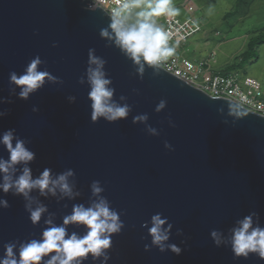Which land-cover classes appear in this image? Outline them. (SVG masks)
<instances>
[{
    "label": "water",
    "instance_id": "1",
    "mask_svg": "<svg viewBox=\"0 0 264 264\" xmlns=\"http://www.w3.org/2000/svg\"><path fill=\"white\" fill-rule=\"evenodd\" d=\"M93 4L0 0V136L13 130L35 154L27 165L15 166L13 178L24 167L33 179L45 169L53 179L73 172L67 180L71 196L59 188L55 195L33 189L27 199L0 190V200L8 203L0 206V258L6 243L16 244L18 256L21 243L40 240L50 226L46 220L61 226L74 206L88 208L105 199L122 228L111 235L107 260L89 254L82 264H264L255 253L236 257L231 246L232 230L245 217L251 216L253 227L264 228V115L213 97L160 64H144L139 71L140 65L114 40L100 35L103 29L111 33L112 18ZM90 49L105 61L112 101L129 106L125 118L92 119L87 70L95 65L89 64ZM37 56L42 61L38 71L55 79L46 78L40 89L21 99L9 75H22ZM161 101L165 106L157 111ZM140 115L148 119L134 123ZM8 158L0 144V159ZM94 182L102 189L98 194ZM29 204L47 209L36 224ZM156 214L167 218L163 227L170 224L171 229L165 244L178 246L179 254L152 244L149 228ZM65 227L68 235L87 232L82 224ZM214 230L221 234L219 246L211 236Z\"/></svg>",
    "mask_w": 264,
    "mask_h": 264
},
{
    "label": "clouds",
    "instance_id": "2",
    "mask_svg": "<svg viewBox=\"0 0 264 264\" xmlns=\"http://www.w3.org/2000/svg\"><path fill=\"white\" fill-rule=\"evenodd\" d=\"M137 9L138 11H134ZM177 14L178 10L170 0H117L115 7L111 9V33L103 29L100 35L114 40L125 54L140 65L139 71L143 72L144 64L157 65L173 54L174 48L168 45L171 33L157 24V18L160 16L171 18ZM93 52L94 50H89V64L95 67H89L87 70L88 83L91 86L88 96L92 101V119L95 121L103 117L108 121H115L125 118L130 108L127 104L120 106L112 101L114 89L108 87L111 81L105 78L103 71L105 61L96 57ZM41 62L37 56L31 60L22 75L10 73L9 82L20 88L21 99H27L31 93L40 89L46 78L55 79L47 72L38 71ZM80 82L83 83V79ZM164 106L165 102L161 101L156 110L160 111ZM147 119V115H140L134 117L133 122H143ZM148 131L157 134L153 128L149 127ZM14 139L16 138L13 130H7L0 136V144H3L9 153L8 160L0 159V174H3L0 190L5 193L13 190L14 194H22L27 199L33 189H39L41 195L47 193L55 195L56 189L59 188L63 194L71 196L72 190L67 182L68 177L73 175L71 170L53 179L50 170L45 169L38 178L33 179L31 169L24 167L22 174L14 179L15 166L21 163L27 165L35 155L25 147L23 140L16 139L13 146ZM165 147L169 145L166 143ZM92 190L94 194L102 191L98 182L93 183ZM0 206L8 207L7 201L0 200ZM26 208L30 212L33 224L38 223L47 210L44 205H38L33 209L29 204ZM45 223L50 226L43 231L42 238L21 243L18 256L15 251L16 244L6 243L5 254L0 258V264H41L42 259L51 253L55 254L44 261V264H82V259L87 258L89 254L93 258L104 256L107 260L105 250L111 246V235L118 233L122 228L117 212L109 208L105 199H100L88 208L83 205L74 206L72 214L64 217L61 226L53 225L51 219ZM70 223L86 226V234L82 237L76 233L68 235L65 226ZM166 223L167 218L162 219L160 214L152 217V226L149 228L152 244L162 252L167 247L179 254L181 249L178 246L165 244L171 229L170 224L167 229L163 227ZM211 236L219 246L222 242L221 234L214 230ZM231 246L236 257L246 258L250 253H255L264 258V228L253 227L251 216L245 217L239 222V227L232 230Z\"/></svg>",
    "mask_w": 264,
    "mask_h": 264
},
{
    "label": "rangeland",
    "instance_id": "3",
    "mask_svg": "<svg viewBox=\"0 0 264 264\" xmlns=\"http://www.w3.org/2000/svg\"><path fill=\"white\" fill-rule=\"evenodd\" d=\"M170 2L178 10L176 16L184 20L193 17L197 21L198 29L192 36L196 40L191 37L186 46L173 44L172 55L180 54L183 47L186 51L189 50L187 56L196 61L201 58L200 56L209 54L211 60L215 58L211 63L217 70L235 67L241 78L246 76L258 80L264 91V44L249 53L251 61L239 64L241 57L246 56L243 54L249 50L250 40L264 32V0H250L246 9L247 14L244 16L237 13L241 7L237 0H170ZM188 3L197 8L194 15L188 12ZM231 11H235L234 15L225 19L224 16ZM164 19L165 16L157 18L159 22ZM190 41L195 44H190Z\"/></svg>",
    "mask_w": 264,
    "mask_h": 264
},
{
    "label": "built area",
    "instance_id": "4",
    "mask_svg": "<svg viewBox=\"0 0 264 264\" xmlns=\"http://www.w3.org/2000/svg\"><path fill=\"white\" fill-rule=\"evenodd\" d=\"M94 7L104 8L110 15L111 9L115 7L117 0H92ZM188 12L194 15L197 8L191 3L187 4ZM157 24L163 30L170 32L168 41L170 47L173 44H183L197 32V21L190 17L181 19L178 16L165 17ZM160 64L175 76L200 88L213 97L230 99L255 113L264 115V91L261 83L251 77L241 78L239 72L219 74L211 70L209 60H193L185 56L172 55L162 60Z\"/></svg>",
    "mask_w": 264,
    "mask_h": 264
},
{
    "label": "trees",
    "instance_id": "5",
    "mask_svg": "<svg viewBox=\"0 0 264 264\" xmlns=\"http://www.w3.org/2000/svg\"><path fill=\"white\" fill-rule=\"evenodd\" d=\"M239 2V9L237 10V13L239 16H244L246 15V9L248 8L247 6H249L250 4V0H237ZM252 1V0H251ZM235 11H231V12H228L224 18L227 19L228 17L234 15ZM246 13V14H245ZM264 44V32H261L259 35L253 37L250 42H249V50L244 53L243 55H246L245 57H241V61L239 62V64H243L247 61H251L252 58L251 56H249V53H251V51H254L255 48H258L260 45H263ZM236 66V64H235ZM217 73L219 74H229V73H233V72H237V69L235 67H232V68H225L224 70L222 71H216Z\"/></svg>",
    "mask_w": 264,
    "mask_h": 264
},
{
    "label": "crops",
    "instance_id": "6",
    "mask_svg": "<svg viewBox=\"0 0 264 264\" xmlns=\"http://www.w3.org/2000/svg\"><path fill=\"white\" fill-rule=\"evenodd\" d=\"M194 37H192V39H193ZM190 39V38H189ZM188 39V40H189ZM193 40H196L195 38L193 39ZM189 42V41H188ZM192 42V43H191ZM190 44H195L193 41H190ZM180 45H184V46H186L187 45V42L186 43H183V44H180ZM189 52V50L188 51H186L185 49H184V47H183V49H182V51H181V53L180 54H178L177 56H185V57H188L187 56V53ZM208 55L209 54H207L206 56H200L201 58H199V60H202V59H208L209 60V66L211 67V70L212 71H214V72H216V71H220V70H217L214 66H213V63H211V62H213V60L215 59V58H213L212 60H211V58H209L208 57ZM193 57H195V56H193ZM188 58H190V59H193V58H191V57H188ZM195 59V58H194Z\"/></svg>",
    "mask_w": 264,
    "mask_h": 264
}]
</instances>
